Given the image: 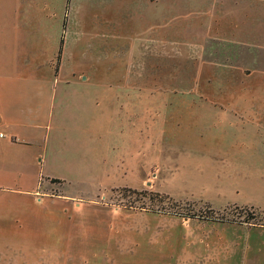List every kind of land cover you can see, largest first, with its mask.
Instances as JSON below:
<instances>
[{"label":"rangeland","instance_id":"obj_1","mask_svg":"<svg viewBox=\"0 0 264 264\" xmlns=\"http://www.w3.org/2000/svg\"><path fill=\"white\" fill-rule=\"evenodd\" d=\"M21 99L0 264H264V0H0Z\"/></svg>","mask_w":264,"mask_h":264},{"label":"crops","instance_id":"obj_2","mask_svg":"<svg viewBox=\"0 0 264 264\" xmlns=\"http://www.w3.org/2000/svg\"><path fill=\"white\" fill-rule=\"evenodd\" d=\"M21 1L24 2L25 0H13V2H15V4L20 3ZM26 66H29L28 59H26ZM8 103H10V104H8ZM8 103L6 104L3 102L2 104L5 106L2 108V110H0V113H2V114H0V122L3 119L2 124L4 126H7V125L8 126L9 125L14 126V125L18 124V126H21V128L28 130V129L36 128L37 126L40 125L39 121L37 119V116L29 114L31 111V108H30L31 105H29L28 102H24V100L21 99V101H19L16 104V106H14L13 103H11V102H8ZM14 112L19 113L20 115L13 114ZM25 114H27V115H25ZM0 138H5V134L3 137H0ZM11 139L16 140L14 136H12ZM3 142L11 143V141H3ZM23 143L26 144L27 142L25 141ZM4 174L6 176L8 175V173L6 171H4ZM236 226H244L247 229H250V228L264 229V226L253 225V224H244V225H236Z\"/></svg>","mask_w":264,"mask_h":264},{"label":"trees","instance_id":"obj_3","mask_svg":"<svg viewBox=\"0 0 264 264\" xmlns=\"http://www.w3.org/2000/svg\"><path fill=\"white\" fill-rule=\"evenodd\" d=\"M133 192L134 193H139V194L142 193V192H137V191H133ZM257 211L258 210H256L255 208L251 207L250 210H249V214L247 215V220H252V219L256 218V216L259 214ZM263 226H264V223H263Z\"/></svg>","mask_w":264,"mask_h":264},{"label":"built area","instance_id":"obj_4","mask_svg":"<svg viewBox=\"0 0 264 264\" xmlns=\"http://www.w3.org/2000/svg\"><path fill=\"white\" fill-rule=\"evenodd\" d=\"M4 136V133L0 131V137H3Z\"/></svg>","mask_w":264,"mask_h":264}]
</instances>
